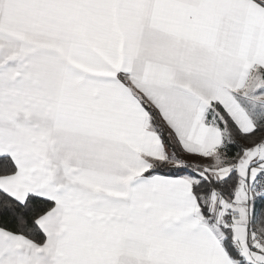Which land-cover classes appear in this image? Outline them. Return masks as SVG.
<instances>
[{
    "label": "snow or ice",
    "instance_id": "obj_1",
    "mask_svg": "<svg viewBox=\"0 0 264 264\" xmlns=\"http://www.w3.org/2000/svg\"><path fill=\"white\" fill-rule=\"evenodd\" d=\"M0 264H264V0H0Z\"/></svg>",
    "mask_w": 264,
    "mask_h": 264
}]
</instances>
